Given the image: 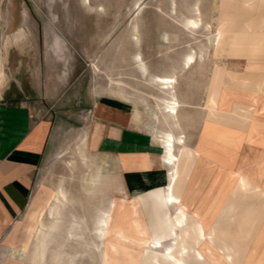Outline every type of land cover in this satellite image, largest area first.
I'll return each mask as SVG.
<instances>
[{
	"label": "crops",
	"instance_id": "crops-1",
	"mask_svg": "<svg viewBox=\"0 0 264 264\" xmlns=\"http://www.w3.org/2000/svg\"><path fill=\"white\" fill-rule=\"evenodd\" d=\"M26 7L10 1L8 33L25 32L24 25L33 24V18L24 12L21 15ZM0 13L1 23L2 6ZM213 40L212 35L210 42ZM4 51L0 239L28 209L38 171L55 147L57 124L51 117H44L43 111L37 115L34 107L43 103L53 106L76 94V86L69 84L67 57L73 59V55L67 48L58 51L54 47V53L36 47L22 49V54L13 47ZM213 51L201 57L192 54L195 62L189 66L186 62L190 54L184 56L178 73L151 69L154 83H159L160 77L175 78L172 95L165 98L136 96L127 83L124 91L115 87L108 96L95 90L87 109V147L112 161L110 170L113 168L130 197L166 188L177 172L176 194L189 215L194 214L202 223L205 233L196 241L191 231L185 241V247L191 249L185 257L188 264H197L193 248L200 249L212 264H264V80L254 78L248 83L242 78L246 70L264 76V51H238L233 63L243 68L238 75L229 74L223 67L216 69L220 71L217 75L211 64L216 58ZM51 54L56 57L52 64L60 67L59 72L55 67L46 68ZM20 55L47 57L39 62L32 59L28 64L27 59H16L9 67L13 57ZM185 75L189 78L184 79ZM174 100L178 106L176 113H171L169 103ZM168 142L173 144V157L166 154ZM172 241L165 246L180 244L177 238ZM166 242L162 240V244Z\"/></svg>",
	"mask_w": 264,
	"mask_h": 264
},
{
	"label": "rangeland",
	"instance_id": "rangeland-1",
	"mask_svg": "<svg viewBox=\"0 0 264 264\" xmlns=\"http://www.w3.org/2000/svg\"><path fill=\"white\" fill-rule=\"evenodd\" d=\"M10 1L13 0H0L3 14L0 23L1 54L5 52L4 42L7 36L14 38L17 35L15 32L7 31L9 20L6 13L9 12ZM16 1L20 5L29 6L22 9L21 15L24 12V15L33 18V24L24 25L26 33L23 44L12 46L16 53L22 54V49L32 47L44 48L45 53L50 49L51 53H54V33H57L73 55V59L67 57V66L70 70L69 84L76 86V94L66 97L53 106L43 103L42 107H34L37 115L43 111L44 117H51L52 122L58 126V135H56L53 152L46 157L38 171L33 195L37 196L43 190H55L59 185L64 186L70 201L67 202L59 225L66 230L71 222L78 221L83 235L74 238L67 235L65 231L58 230L47 252V261H36L34 255L30 253L33 244H30L28 251L23 250L21 244L26 234L25 231H18L16 228L26 216L28 210L26 209L12 229L4 233L0 239V264H53L55 256L63 251H67L70 255L79 254L76 264H104L102 262L104 246L95 236L94 222L108 206L109 201L118 197V187L121 185L113 168L110 170L112 161L92 153L87 147L89 167L93 162L99 165L103 172L101 181H96V185L91 184L89 180L93 170L82 163L75 154L77 142L86 136L87 109L92 100L90 95H93L96 90L108 96L109 90L115 87L118 90L122 88L124 91L127 83L129 89L133 86L132 94L136 96H150L155 100L159 97L165 98L170 93H163L160 85L153 82L152 78L155 75L151 69L178 73L184 56L197 54L201 57L205 53H210L212 48L216 57L211 62L214 72L216 69L222 70L221 67H223V70H228L231 75L234 72L241 73L243 68L233 65L237 52L230 48V44L233 36H240L239 39L243 40L244 38L241 37L245 35V31L230 28L229 22L232 17L235 26L247 24L255 19L260 9L253 7L255 0L251 1L249 6L244 3H230L226 6L223 0H91L93 4H96L94 11L88 10L84 5L86 0ZM197 8L200 9V14ZM140 11L141 15L137 17ZM261 11L264 14V7ZM199 15L202 19L199 30H192L188 19ZM236 16L239 17L236 18ZM222 18L226 19V33L222 38L223 42L217 48V33H219ZM135 20L139 23V48L135 46L132 38ZM212 35L215 40L211 43ZM162 36L166 37V40H163L165 44L162 42ZM215 49L222 52H217ZM137 52H140L147 65L145 75L137 68L135 58ZM46 57L43 55L29 58L21 55L14 56L9 67H12L16 59L20 61L27 59L28 61H25L28 64L32 59L39 62L40 58ZM55 59L56 57L51 54L46 68L54 69L55 67L56 72H59L60 67L52 64ZM202 59L209 61L210 58L203 56ZM93 62L99 66L97 71L91 66ZM220 62L223 63L220 64ZM224 65H227V69ZM202 70L206 68L203 67ZM244 73L242 78L248 83H253L254 78L264 80L263 75L257 76L253 71L246 70ZM183 78L188 79L189 76L185 75ZM232 79L236 81V78ZM129 93L131 94V90ZM90 188L95 189L94 193ZM174 212L175 209L172 210V213ZM175 231L178 233V229ZM81 238L98 243L99 248H92L94 250L81 255L83 250L79 245ZM173 239H176L175 235L167 238L168 242L157 248L160 253L166 252L165 245L172 243Z\"/></svg>",
	"mask_w": 264,
	"mask_h": 264
},
{
	"label": "bare ground",
	"instance_id": "bare-ground-1",
	"mask_svg": "<svg viewBox=\"0 0 264 264\" xmlns=\"http://www.w3.org/2000/svg\"><path fill=\"white\" fill-rule=\"evenodd\" d=\"M223 1L226 6L230 5V3H244L249 6V3L254 0ZM255 1L253 7L256 6L260 10L254 20L242 26H240L241 24L235 26L233 24L235 21L232 17L229 22L230 28L232 27L237 31H245V35L243 34L242 36L243 40L235 36L231 39L230 48L235 52L244 51L247 53V51H253L257 48L264 51V14L261 11L264 7V0ZM84 5L91 11L96 8V4H93L91 0H86ZM197 11L200 14L199 8H197ZM140 15L141 11L138 12L137 17ZM225 21V18L220 21L221 27L218 33L217 48L221 45V39L225 37ZM201 23L200 15L196 18L188 19V24L191 25L192 30H199ZM132 38L135 41V46L139 48L140 31L137 20L133 23ZM24 39L25 32L21 30L14 38H7L4 42V47L7 50L14 44L21 45ZM54 46L58 51L66 49L65 42L57 33H54ZM135 58L138 70L145 75L147 65L144 63L140 52L135 54ZM194 62L195 58L190 55L187 58L186 65L189 66ZM91 66L95 71L99 69L96 62H93ZM5 77L0 50V90L6 80ZM158 81L159 83L157 81L156 83L160 85L162 92L172 95L175 78L160 77ZM111 93L114 94L115 92L111 90ZM169 104V112L176 113L175 106H178V103L174 100ZM166 146V154L172 156L173 144L168 142ZM87 153V137L84 136L77 142L75 154L82 163L89 167L90 160ZM90 167L93 173L89 182L96 185V181H101L102 179V168L93 162L90 163ZM177 186L178 174L176 172L166 188H158L135 197H130L121 186L118 187V197H114L109 201L108 206L94 222L93 231L95 236L101 240V244L104 246L102 250V262L104 264H188L185 257L191 249L185 247V241L187 242V239H189L191 231L197 236L196 241L203 237L205 233L202 223L194 214L190 217L186 205L182 203L176 194ZM90 190L93 193L95 191L93 188H90ZM69 201L68 192L62 185H59L55 190H43L39 195L33 196L26 216L22 222L17 224V230L25 231L26 234L21 247L23 250L28 251L30 244H33V249L30 253L32 256L34 255L36 261H47V252H49L54 234L58 230L65 231L67 235L74 238L83 235L80 230V222L78 221L71 222L66 230L59 225ZM173 209H175L174 213H172ZM176 229L180 232L176 233ZM173 235L180 241V246L167 247L164 254L160 253L157 248L162 245V240L171 238ZM79 240H81L79 245L83 248L81 255L94 250L92 248H99L98 243L87 241L84 238ZM79 240L76 239V241ZM192 250L198 257L196 258L197 264H212L207 262L200 249L193 248ZM78 256L79 254L77 253L70 255L67 251H63V253L55 256L56 259L54 258L53 264H76Z\"/></svg>",
	"mask_w": 264,
	"mask_h": 264
}]
</instances>
